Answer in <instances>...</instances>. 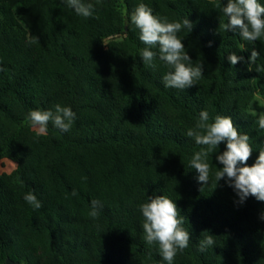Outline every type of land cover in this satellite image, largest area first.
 Wrapping results in <instances>:
<instances>
[{
	"label": "trees",
	"instance_id": "1",
	"mask_svg": "<svg viewBox=\"0 0 264 264\" xmlns=\"http://www.w3.org/2000/svg\"><path fill=\"white\" fill-rule=\"evenodd\" d=\"M82 2L93 5L91 17L66 0H0V161L17 164L0 175V264H168L157 243H146L140 211L160 195L176 203L190 234L172 264H264V201L240 204L225 180L217 185L226 142L207 158L208 184L198 182L190 162L207 146L186 135L201 111L208 123L230 117L250 137L247 166L255 163L264 149L257 123L264 108L255 107L264 103V36L248 42L225 31L228 0ZM141 3L168 22H191L177 36L192 66H203L192 87H165L170 68L158 45L155 67L142 61L146 45L131 23ZM35 10L42 20L24 25L20 18ZM253 48L259 56L251 63ZM232 53L243 59L232 65ZM56 104L76 113L72 128L49 122L38 135L29 113ZM29 192L40 209L25 201ZM209 234L214 245L199 251Z\"/></svg>",
	"mask_w": 264,
	"mask_h": 264
},
{
	"label": "clouds",
	"instance_id": "2",
	"mask_svg": "<svg viewBox=\"0 0 264 264\" xmlns=\"http://www.w3.org/2000/svg\"><path fill=\"white\" fill-rule=\"evenodd\" d=\"M66 2L79 16L89 18L93 15L91 3L85 4L82 0ZM222 12L228 17V22L222 25L225 31L239 30L240 37L248 42H255L264 36V6L258 3V0H228ZM131 23L140 30L139 39L146 45L140 53L145 65L155 67L157 53L151 49L159 46V60L170 68L162 77L165 87L185 90L195 85L202 76L203 66H192V60L177 36L182 29L191 31L192 24L188 19H184L182 23L168 22L166 17L153 15L152 9L141 3L131 14ZM258 56L259 53L253 48L249 61L254 63ZM228 59L235 65L243 57L232 53ZM27 119L38 129V135L46 134L49 122L63 132H68L76 119V113L71 107L56 104L51 110L31 111ZM208 121L209 113L206 110L201 111L195 128L186 133L188 137L194 138L196 144L207 146L196 152L190 162L191 167L198 173V182L204 186L208 184L210 165L207 158L221 142H226V150L216 157L223 165L215 172L217 185L220 180H225L235 191L240 204L249 196L264 201V149L259 151L255 163L247 166L253 152L249 135L241 134L230 117L217 115L213 123ZM257 123L259 128L264 130V112L259 114ZM238 164L245 166L237 167ZM72 195H77V192L73 190ZM24 199L36 210L42 207V203L31 192L26 194ZM91 205L90 215L96 217L100 207L99 201L92 200ZM140 211L144 217L142 227L146 243H157L163 260L172 264L177 253L189 246L190 240L189 232L182 227L184 218L180 215L176 203L164 195L149 197V202L140 205ZM260 219L264 220V214H261ZM214 243L212 235L205 236L199 243V251L204 252Z\"/></svg>",
	"mask_w": 264,
	"mask_h": 264
},
{
	"label": "rangeland",
	"instance_id": "3",
	"mask_svg": "<svg viewBox=\"0 0 264 264\" xmlns=\"http://www.w3.org/2000/svg\"><path fill=\"white\" fill-rule=\"evenodd\" d=\"M42 11L41 10H35L31 13H29L28 15H23L20 20L21 22L27 26V23L31 22V21H41L42 20ZM256 108L262 109L264 108V103L257 99V106H255ZM35 130L38 131V129L35 127ZM17 168V164L9 162V161H5V160H1L0 161V175L2 174H10L12 173L15 169Z\"/></svg>",
	"mask_w": 264,
	"mask_h": 264
},
{
	"label": "water",
	"instance_id": "4",
	"mask_svg": "<svg viewBox=\"0 0 264 264\" xmlns=\"http://www.w3.org/2000/svg\"><path fill=\"white\" fill-rule=\"evenodd\" d=\"M6 264H19V263H16V262L13 261L12 259L7 258V260H6Z\"/></svg>",
	"mask_w": 264,
	"mask_h": 264
}]
</instances>
